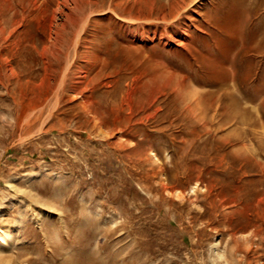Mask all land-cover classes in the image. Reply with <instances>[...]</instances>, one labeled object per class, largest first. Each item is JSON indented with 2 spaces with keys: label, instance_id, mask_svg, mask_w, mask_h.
Returning <instances> with one entry per match:
<instances>
[{
  "label": "rangeland",
  "instance_id": "obj_1",
  "mask_svg": "<svg viewBox=\"0 0 264 264\" xmlns=\"http://www.w3.org/2000/svg\"><path fill=\"white\" fill-rule=\"evenodd\" d=\"M0 264H264V0H0Z\"/></svg>",
  "mask_w": 264,
  "mask_h": 264
}]
</instances>
